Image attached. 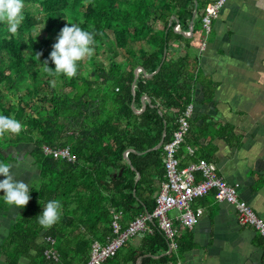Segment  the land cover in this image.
Wrapping results in <instances>:
<instances>
[{
    "label": "trees",
    "instance_id": "16d2710c",
    "mask_svg": "<svg viewBox=\"0 0 264 264\" xmlns=\"http://www.w3.org/2000/svg\"><path fill=\"white\" fill-rule=\"evenodd\" d=\"M214 1L24 0L17 33L0 24V113L25 126L19 135L0 137V159L18 170L22 160L14 148L24 146L36 170L25 206L0 198V217L19 210L0 243L8 264L23 258L27 264H85L92 244H105L114 235L115 213L122 212L118 222L125 230L136 217L154 211L156 190L165 180L164 148L154 147L164 130L165 142L172 138L197 87L209 98L202 73L190 64L193 37L183 31L194 12L195 27L202 22ZM70 23L94 32L95 51L68 79L45 71L43 63L55 67L50 52ZM176 42L186 47L185 55H173ZM140 66L152 75L140 72L133 90ZM145 95L150 100L144 103ZM133 105L146 106L137 112ZM191 127L181 147L196 144L199 136ZM44 145L68 146L75 160L47 155ZM53 198L62 202L61 216L44 228L37 216ZM149 225L153 232L139 235L138 242L129 238L100 264H179L193 246L191 236L179 238L178 250L169 251L157 222Z\"/></svg>",
    "mask_w": 264,
    "mask_h": 264
},
{
    "label": "crops",
    "instance_id": "0c3cea01",
    "mask_svg": "<svg viewBox=\"0 0 264 264\" xmlns=\"http://www.w3.org/2000/svg\"><path fill=\"white\" fill-rule=\"evenodd\" d=\"M196 13L183 34L193 37L190 64L202 73L209 98L197 87L191 128L199 140L193 146L183 145L178 156L184 166L198 159L214 163L237 187L239 197L264 218V0H226L213 20L201 55L204 34L202 22L195 27ZM172 47L176 56L188 51L177 42ZM191 147L194 153L188 152ZM35 171L18 168V180L34 181ZM140 176L138 173L136 179ZM193 207L202 208L203 213L182 235L189 234L193 246L179 257V264H264V238L253 227L238 222L233 205L217 201L211 191L196 199ZM11 210L0 217V243L19 213L17 208ZM177 213L174 209L169 214ZM115 215L120 219L122 212ZM139 237L133 241L138 242ZM27 263L23 258L19 264ZM0 264H8L1 249Z\"/></svg>",
    "mask_w": 264,
    "mask_h": 264
},
{
    "label": "built area",
    "instance_id": "2783aa9c",
    "mask_svg": "<svg viewBox=\"0 0 264 264\" xmlns=\"http://www.w3.org/2000/svg\"><path fill=\"white\" fill-rule=\"evenodd\" d=\"M226 0H215L206 6L202 18L204 39L199 45V54L205 50L206 38L210 33L213 20L219 15ZM179 26L176 27L178 30ZM194 111L193 104L188 105L184 114L177 120L179 125L174 131L171 140L164 144L163 161L165 166V180L161 183L160 190L156 193V207L152 213H145L132 220L125 230L121 229L118 222L119 215L114 216V235L102 244L95 241L92 244L91 258L85 264H100L116 251L131 237L144 232H153L149 222L156 223L169 240V251H177L178 239L186 231L198 223L203 213L202 208H193L192 203L206 196L211 191L219 202H226L236 210L238 222L241 225L253 227L264 238V218L258 215L251 205L239 197L237 187L229 183L218 171L214 163L199 159L186 166L181 165L178 151L190 129L189 118ZM44 153L52 154L54 158H63L68 161L75 160L68 146L52 148L43 146ZM190 153L194 152L191 147ZM177 209L178 213L171 216V210ZM48 257V251H46Z\"/></svg>",
    "mask_w": 264,
    "mask_h": 264
},
{
    "label": "clouds",
    "instance_id": "9594fccd",
    "mask_svg": "<svg viewBox=\"0 0 264 264\" xmlns=\"http://www.w3.org/2000/svg\"><path fill=\"white\" fill-rule=\"evenodd\" d=\"M24 15V0H0V24L6 27L8 33H17L24 19ZM94 44L95 34L93 31L83 28L77 23L65 25L57 36L53 49L50 52V58L54 62L55 67H49L47 60H45L43 63L44 70L52 72L54 75L62 74L65 78L71 79L77 75L81 62L94 54ZM190 104L194 106L193 114L189 118L191 127L190 120L193 118L196 109L194 101L188 105ZM24 127L23 122L14 115L0 113V137L19 135ZM165 143L162 145L163 148ZM0 174L4 177L0 179V190L4 191V195L0 196V198L10 206H25L31 198V185L15 179L16 175L12 172V164L3 159H0ZM61 208L62 202L60 199L53 198L47 200L43 204V211L37 216L38 223L44 228L52 226L60 219Z\"/></svg>",
    "mask_w": 264,
    "mask_h": 264
},
{
    "label": "rangeland",
    "instance_id": "374dc122",
    "mask_svg": "<svg viewBox=\"0 0 264 264\" xmlns=\"http://www.w3.org/2000/svg\"><path fill=\"white\" fill-rule=\"evenodd\" d=\"M156 26L158 28H162V23H158V24H156ZM29 148H31V147H28V149ZM14 149L16 150L18 158L20 160H22L21 162H19V171H25V170H27V168L33 169L35 167V165L33 163L34 158L30 154L27 153L28 150L26 148H24V146H20L17 149L16 148H14ZM17 169H18V167H17ZM12 172L14 173V175H16L15 178L17 180L20 179V176L18 177V170H15L14 168H12ZM3 178H4L3 175L0 174V179H3ZM23 182L28 183L29 185H33V183H34V181H32V180H27V181L24 180ZM192 207H193V203H192ZM8 208H6L5 211H7ZM10 222H12V220ZM136 237H138V235Z\"/></svg>",
    "mask_w": 264,
    "mask_h": 264
},
{
    "label": "water",
    "instance_id": "95a60500",
    "mask_svg": "<svg viewBox=\"0 0 264 264\" xmlns=\"http://www.w3.org/2000/svg\"><path fill=\"white\" fill-rule=\"evenodd\" d=\"M160 68H158L155 72H157L158 70H159ZM139 72H143L144 74H145V76H151L152 74H148V73H146L145 72V70H144V68L142 67V66H140V67H138L137 68V71H136V73H135V79H134V81H133V84H132V89L134 90V87H135V83H136V80H137V78H138V76H139ZM154 72V73H155ZM153 73V74H154ZM143 102L145 103V100H147V101H149L150 100V98L148 97V96H144L143 98ZM145 106L146 105H144L143 106V108L142 109H140V111H142L144 108H145ZM133 109L135 110V111H139L138 109H136V107L133 105ZM165 135H166V130H164V132H163V136H162V139H161V141L154 147V148H159V147H161L162 145H163V143H164V141H165ZM130 151V149H128L126 152H125V155L127 156L128 155V152ZM138 264H139V262H138Z\"/></svg>",
    "mask_w": 264,
    "mask_h": 264
}]
</instances>
